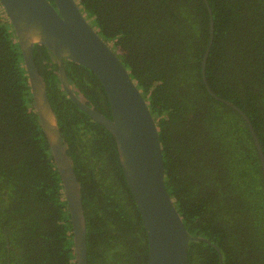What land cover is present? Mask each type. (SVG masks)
Listing matches in <instances>:
<instances>
[{
	"label": "trees",
	"instance_id": "1",
	"mask_svg": "<svg viewBox=\"0 0 264 264\" xmlns=\"http://www.w3.org/2000/svg\"><path fill=\"white\" fill-rule=\"evenodd\" d=\"M52 2V0H49ZM145 99L163 181L189 241L187 264H264V186L241 116L264 157V0H75ZM32 58L80 187L87 264H146V237L111 134L61 89L52 54ZM70 85L104 116L103 88L64 60ZM59 175L39 126L13 29L0 6V264H74Z\"/></svg>",
	"mask_w": 264,
	"mask_h": 264
},
{
	"label": "water",
	"instance_id": "2",
	"mask_svg": "<svg viewBox=\"0 0 264 264\" xmlns=\"http://www.w3.org/2000/svg\"><path fill=\"white\" fill-rule=\"evenodd\" d=\"M0 6L13 29L34 111L59 175L69 215L74 264H87L80 187L65 152L43 81L33 62L34 44L43 46L52 54L59 85L66 96L111 134L123 178L145 233L146 264H187L188 242L208 241L189 234L182 224L164 186L155 122L145 99L115 53L83 17L75 0H0ZM207 11L208 40L200 61V77L208 94L235 110L246 123L264 186V157L248 118L235 105L213 94L205 82L204 65L213 37L208 6ZM64 60L75 62L95 75L106 96L109 117L86 105L76 87L69 84ZM211 245L217 253L218 264H222L219 249Z\"/></svg>",
	"mask_w": 264,
	"mask_h": 264
},
{
	"label": "flooded vegetation",
	"instance_id": "3",
	"mask_svg": "<svg viewBox=\"0 0 264 264\" xmlns=\"http://www.w3.org/2000/svg\"><path fill=\"white\" fill-rule=\"evenodd\" d=\"M81 94V93H80ZM82 96V95H81ZM83 97V96H82ZM83 99H84V102H85V98L83 97ZM86 104V103H85ZM86 105H89V104H86Z\"/></svg>",
	"mask_w": 264,
	"mask_h": 264
}]
</instances>
